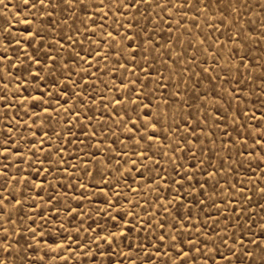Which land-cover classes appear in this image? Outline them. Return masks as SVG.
<instances>
[{
	"label": "rangeland",
	"instance_id": "1",
	"mask_svg": "<svg viewBox=\"0 0 264 264\" xmlns=\"http://www.w3.org/2000/svg\"><path fill=\"white\" fill-rule=\"evenodd\" d=\"M164 2L117 10L85 0L87 15L79 6L56 7L57 0L46 11L23 0L0 3V248L11 244L7 261L163 264L169 257L155 253L175 235L192 248L194 264H205L202 256L218 260L213 249L227 256L229 247L240 249L236 264H247V241L264 242V161L250 134L252 117L264 111V0H243L239 15L215 3L201 13L178 10L177 0L161 12ZM235 88L239 101L228 94ZM126 96L137 105L115 104ZM141 101L151 102L150 114L159 105L162 135L171 125L163 146L153 141L167 155H132L146 146L128 139L131 120L121 123L115 113L133 117ZM193 130L197 139L173 154ZM177 165L195 172L182 187L172 183L180 179ZM161 234L167 239L158 243Z\"/></svg>",
	"mask_w": 264,
	"mask_h": 264
},
{
	"label": "snow or ice",
	"instance_id": "2",
	"mask_svg": "<svg viewBox=\"0 0 264 264\" xmlns=\"http://www.w3.org/2000/svg\"><path fill=\"white\" fill-rule=\"evenodd\" d=\"M141 2H145V0H108V3H105V0H101V5L103 8H108L109 5H113L117 7V10H119V7H124V8H129V7H134L138 9V6ZM0 3H2V0H0ZM215 3L218 6H220V8H223L224 11H228L230 10L233 13H237V15H239V11L237 8V5H239L240 7H243V0H177V8L178 10H187V11H193L195 10L197 13H201L204 10H211V6L212 4ZM61 4L63 5H67L69 8H73L76 6H79L81 11H85L86 15H87V9L91 7L90 3H85V0H57L56 3V7H59ZM31 6V8L36 9L37 7H40L42 9H45V11L47 10V7H51L52 5V0H23V6L24 7H28ZM160 8V11L163 12L165 10V8L168 9L169 12H171L173 5L169 2H167V0H165L164 3L158 4L157 5ZM19 7V6H17ZM223 15V12L221 13ZM90 18V17H89ZM177 24H179V21H177ZM262 27H264V18H262ZM198 27V25H197ZM36 35V33H29V36H34ZM236 35L239 37L241 36V33L239 31H237ZM108 36L110 38H113V33L112 32H108ZM71 39V38H69ZM127 39L129 41H131L132 37L129 36L127 37ZM261 39H264V35L261 36ZM113 42L114 38H113ZM17 43H19V41H17ZM99 43V41H98ZM200 44H203L204 41L201 40L199 41ZM137 47H139V45H137ZM118 56L121 55L122 53H120L119 51H117L116 53ZM133 56V61H135V52H131L130 53ZM78 55V54H77ZM99 55V53L97 54ZM105 59H107V56L104 57ZM240 63L242 64L243 62V57L241 56L239 58ZM37 63H39V61H37ZM137 67V69L139 68L138 65H135ZM239 66H236V71L239 72ZM245 68H247V65H243ZM121 67H124V65H122ZM205 72L208 71V69H204ZM229 73L226 72V75H228ZM70 79V77H69ZM215 79V77L213 78ZM248 79H251V77H249ZM130 83H135V81H130ZM237 83H239V81H237ZM262 84H264V77H262ZM76 82H73V87H75ZM128 85L127 84H123L121 86V91H123L125 88H127ZM227 91V90H226ZM241 89L240 88H235L233 92H229V95H233L235 94V98L239 101L240 93ZM261 94H264V87H262L260 89ZM68 95H70L71 93H66ZM140 94H143V90L141 88ZM78 95V94H77ZM115 101V104H124L125 102L129 103L130 105H137V100L135 99H130L129 97H125L124 101H121L119 99H116L115 97L113 98ZM184 104H186L188 107H191L190 104L187 103V101H183ZM261 109H264V102L261 103L260 105ZM139 108H140V113H137L136 115H134L133 117H128L126 114H124V112L122 113H115L118 117H120V122L123 123L126 120H131V127L127 128L126 131L129 133H132V136H129L128 139L133 140V142L136 145H145L146 147L143 148V150H141L139 153H137V151L133 150L132 155L133 156H138L139 158L142 159H146V160H150L152 159L151 156L148 155L149 152H153L154 155H156L157 157L160 156L161 154L163 155H167V152H162V151H155L154 150V145H153V141L156 142V147L159 148L160 146L164 145V141L166 139H168L167 133L169 132V129L171 128V125H168L167 127L163 128V135L161 132V125L162 124H166V120L162 118L161 113L159 111V105H156V108L158 109V111L156 113H151V102L149 101L148 104L143 103V101H141L139 103ZM168 110V102L165 101V109H164V114L166 115ZM45 112H47V108L44 109ZM126 111V110H125ZM131 111L133 113H135L136 109L135 107L131 108ZM113 112H115V109L113 108ZM244 116H248L249 113L248 112H243ZM141 116H143V120H141ZM221 119H223V117H220ZM239 118V114L236 116V119ZM90 119V118H89ZM183 121V118H181ZM252 119L256 122L255 127L253 128L252 132L250 133L252 135V148L254 150H258V154H259V158L264 161V123H261V121H264V111L261 112V115L259 117L253 116ZM198 126V125H197ZM141 129H143V131L141 132ZM12 129H9V132H11ZM185 131H189L188 128H185ZM47 135V133L45 134ZM93 136H95V132L92 133ZM239 135V134H238ZM191 139H197L195 132L193 130V134L192 137L186 138L184 136H181L179 138V140L176 141V148H172L171 145V141H169L168 147L172 148L173 154H175V152L177 150L183 151V149L179 148V145L181 142H184L185 144L189 143ZM44 141H41V144H43ZM7 144L8 141L5 140L4 141V149L5 152H10L11 150L7 149ZM4 153H0V155H3ZM177 159H179L177 157ZM127 162V161H126ZM158 160H152V163H157ZM117 163H119V161H117ZM137 163V160H131V166L132 168H135V165ZM199 163H203V161H199ZM141 167L145 168L146 171H148L147 169V165H141ZM177 167H179L180 171L176 172V175H178L180 177V179L177 180H173L172 183H176L178 185H180L182 187L183 182L185 181V179L187 180H191L193 178V176L195 175V172L193 171L191 174H189L188 171H186L184 169L183 165H177ZM175 171V169H174ZM181 173H183L181 175ZM137 175H140L139 172H137ZM209 176L214 175V173H208ZM261 175H264V172L261 173ZM4 177L5 180L7 179V172H4ZM157 182H159L160 178L157 175L156 178ZM206 182V181H205ZM149 187H151V185L149 184ZM193 191H195V189H193ZM261 194L264 195V188H261ZM177 199H181V197H176ZM20 201H17V204H19ZM202 203V202H201ZM181 228L184 227L183 223H181ZM163 229V225H161V230ZM125 229H121L119 232V235H123L124 234ZM109 241L111 242L113 237L109 236L108 237ZM167 239V236L164 234H161L159 237V241L158 243H163V241ZM240 243H241V247H243V244L245 243L244 239H243V233L240 236ZM221 242L224 243L223 239H221ZM200 242L197 241V244H199ZM247 243H251L253 245V250L249 251L247 249L243 250V255H246L248 257L247 260V264H264V242L261 241V238L258 236L255 240H250L247 241ZM189 244H191V241H189ZM235 245H233L234 247ZM11 244H8L7 248H0V250H2L5 253V259H0V264H14V262H10L7 261V255L10 254L9 250L11 249ZM169 250H171L169 252ZM240 249H237V252H239ZM213 252L218 255L219 259L218 260H212L210 257L207 256H202V259H204L205 264H219V261H223V264H236V260L235 257L237 255V252H234L232 250V247L228 248V255L225 256L222 253H219L218 250L213 249ZM196 253L198 255H201V250L200 248H196ZM156 256L159 257L161 255H164L166 257H169L168 259H165L163 261V264H188L189 259L191 258L193 261V264L195 262V257H193L192 254V248L189 247L187 250L184 249L183 247V242H177L176 241V236L173 235L171 238V241L168 245V248L164 250V252L162 253L161 251L157 250L156 251ZM171 257H175V259H171ZM41 259H43V257H41ZM151 259V257H145L146 261H149ZM156 264H161V262L159 260L156 261ZM240 264H245V262L243 260L240 261Z\"/></svg>",
	"mask_w": 264,
	"mask_h": 264
}]
</instances>
